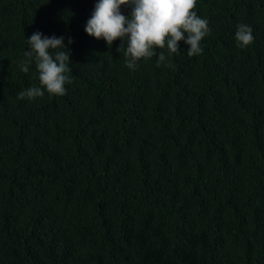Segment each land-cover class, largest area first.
<instances>
[{
    "label": "trees",
    "instance_id": "trees-1",
    "mask_svg": "<svg viewBox=\"0 0 264 264\" xmlns=\"http://www.w3.org/2000/svg\"><path fill=\"white\" fill-rule=\"evenodd\" d=\"M97 2L0 0V264H264V0H197L202 54L134 70L85 32ZM36 31L71 53L64 96L18 98Z\"/></svg>",
    "mask_w": 264,
    "mask_h": 264
},
{
    "label": "clouds",
    "instance_id": "clouds-1",
    "mask_svg": "<svg viewBox=\"0 0 264 264\" xmlns=\"http://www.w3.org/2000/svg\"><path fill=\"white\" fill-rule=\"evenodd\" d=\"M121 6L131 9L124 15ZM197 0H98L85 32L97 40L103 39L108 47L119 38L123 43L117 48L124 49L126 66L134 70L141 59L157 55L156 47L166 49L158 55L157 66L174 67L169 57L180 53V41L188 45L187 55L202 54V40L211 31L209 20L198 15L195 9ZM235 41L238 47L245 48L254 43L251 26L240 23L236 27ZM29 48L23 55L21 71L27 73L29 65L35 64L39 86L33 85L18 93V98L34 100L50 96H64L66 85L72 83L68 73L70 51L64 44V37L46 36L40 31L27 39ZM68 43H73L69 38ZM156 46V47H154Z\"/></svg>",
    "mask_w": 264,
    "mask_h": 264
}]
</instances>
